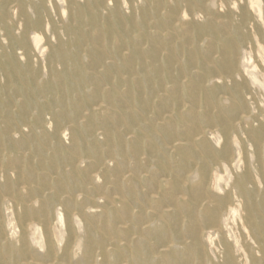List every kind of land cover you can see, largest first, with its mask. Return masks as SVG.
<instances>
[{
    "label": "rangeland",
    "instance_id": "obj_1",
    "mask_svg": "<svg viewBox=\"0 0 264 264\" xmlns=\"http://www.w3.org/2000/svg\"><path fill=\"white\" fill-rule=\"evenodd\" d=\"M0 264H264V0H0Z\"/></svg>",
    "mask_w": 264,
    "mask_h": 264
}]
</instances>
